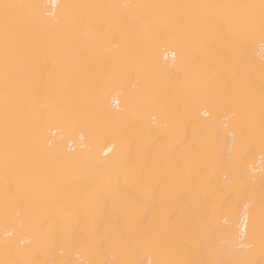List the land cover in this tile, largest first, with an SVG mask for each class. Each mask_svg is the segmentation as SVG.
<instances>
[{"label": "bare ground", "instance_id": "obj_1", "mask_svg": "<svg viewBox=\"0 0 264 264\" xmlns=\"http://www.w3.org/2000/svg\"><path fill=\"white\" fill-rule=\"evenodd\" d=\"M262 3L0 0V264H264Z\"/></svg>", "mask_w": 264, "mask_h": 264}, {"label": "snow or ice", "instance_id": "obj_2", "mask_svg": "<svg viewBox=\"0 0 264 264\" xmlns=\"http://www.w3.org/2000/svg\"><path fill=\"white\" fill-rule=\"evenodd\" d=\"M8 7H10L9 5H4V8L7 9ZM262 7H264V3H262Z\"/></svg>", "mask_w": 264, "mask_h": 264}]
</instances>
